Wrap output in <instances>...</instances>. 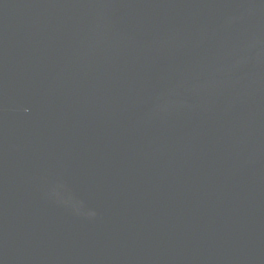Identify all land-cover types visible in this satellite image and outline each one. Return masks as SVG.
Wrapping results in <instances>:
<instances>
[{
  "label": "water",
  "instance_id": "95a60500",
  "mask_svg": "<svg viewBox=\"0 0 264 264\" xmlns=\"http://www.w3.org/2000/svg\"><path fill=\"white\" fill-rule=\"evenodd\" d=\"M0 264H264V0H0Z\"/></svg>",
  "mask_w": 264,
  "mask_h": 264
}]
</instances>
